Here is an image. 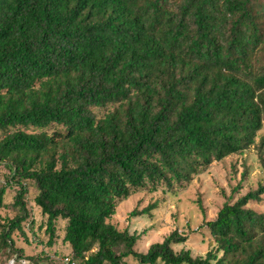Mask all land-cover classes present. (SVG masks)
I'll list each match as a JSON object with an SVG mask.
<instances>
[{"label":"trees","instance_id":"16d2710c","mask_svg":"<svg viewBox=\"0 0 264 264\" xmlns=\"http://www.w3.org/2000/svg\"><path fill=\"white\" fill-rule=\"evenodd\" d=\"M263 128L264 0H0V207L14 210L0 264L44 260L15 236L36 237L30 186L50 245L65 221L70 250L45 264H264V211L249 206L264 183L203 222L205 255L175 250L177 229L141 250V233L110 220L131 194L175 192Z\"/></svg>","mask_w":264,"mask_h":264},{"label":"rangeland","instance_id":"374dc122","mask_svg":"<svg viewBox=\"0 0 264 264\" xmlns=\"http://www.w3.org/2000/svg\"><path fill=\"white\" fill-rule=\"evenodd\" d=\"M262 137H264V128L258 132L256 144L242 153L231 154L222 160L213 161L207 169L197 174L188 184L179 186L175 192L164 191L160 186L158 190L142 189L131 194L118 204L110 218L111 222L130 233H141L138 244L141 250L146 249L152 242L162 240L169 232L177 229L180 234L187 236V239L183 243L176 244L175 250L187 248L194 256L205 255L211 249L213 240L202 225L203 222L214 219L224 202L235 201L247 191L264 183V147L260 148ZM6 173L7 169L0 166V185ZM14 193L13 188H7L5 202L11 204ZM33 196L34 188L30 186L27 203L31 218L35 219V225L28 234L36 236L35 240L30 244L22 240V235L16 233L15 236L23 244H27L28 254L41 256L40 259L44 258V260L47 255L56 258L70 250L62 241L65 221L62 218L56 221L55 243L50 245L49 234L45 231L44 225L47 217L42 213ZM151 203H157V206L151 210V215L130 214L134 208L141 210ZM249 206L264 211V198L259 202H251ZM12 216L14 210L11 207H0L1 222ZM20 240L17 239L16 243L21 245ZM44 260H41L40 264L48 263ZM128 261L130 264H139L132 257L128 258ZM57 263L59 264L58 261L53 262V264ZM18 264L21 262L18 261Z\"/></svg>","mask_w":264,"mask_h":264},{"label":"built area","instance_id":"2783aa9c","mask_svg":"<svg viewBox=\"0 0 264 264\" xmlns=\"http://www.w3.org/2000/svg\"><path fill=\"white\" fill-rule=\"evenodd\" d=\"M25 261H27V264H29V261L26 260V259H22L20 260L21 264H25ZM63 261L66 263V264H79L78 260L74 257L73 254H66L63 256ZM9 264H15L16 261L15 259H11L9 260L8 262Z\"/></svg>","mask_w":264,"mask_h":264}]
</instances>
